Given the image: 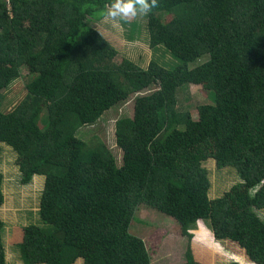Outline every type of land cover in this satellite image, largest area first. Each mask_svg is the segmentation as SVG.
Here are the masks:
<instances>
[{
  "label": "trees",
  "instance_id": "obj_1",
  "mask_svg": "<svg viewBox=\"0 0 264 264\" xmlns=\"http://www.w3.org/2000/svg\"><path fill=\"white\" fill-rule=\"evenodd\" d=\"M108 3L0 0V144L17 152L23 183L46 176L39 222L15 228L11 244L23 264H152L131 233L144 205L189 238L182 264H214L212 248L192 244L200 227L264 264V185L249 197L264 179V0H159L146 16L148 43L165 47L173 68L118 61L91 25ZM22 67L26 94L4 110V90ZM189 84L212 99L197 106V120L178 109V90ZM128 99L132 115L115 122L119 165L102 140L76 131ZM209 159L238 177L215 199ZM3 183L0 172V206ZM5 227L0 218V264Z\"/></svg>",
  "mask_w": 264,
  "mask_h": 264
},
{
  "label": "rangeland",
  "instance_id": "obj_2",
  "mask_svg": "<svg viewBox=\"0 0 264 264\" xmlns=\"http://www.w3.org/2000/svg\"><path fill=\"white\" fill-rule=\"evenodd\" d=\"M117 51V60L126 57L145 67L149 60L154 59L173 68L175 61L168 50L162 45L150 47L146 30V16L139 17L130 23H116L105 16L91 24ZM26 67L20 69V77L15 79L6 90L1 103L4 110H9L26 94L24 87ZM141 93V92H140ZM211 95L202 85H185L178 90V109L188 113L197 120V106L211 103ZM131 99L120 103L106 111L94 122L82 125L76 136L83 141L102 140L115 155L118 164L122 163V150L115 141V122L122 116H131L133 113ZM0 172L4 176V204L0 206V218L6 224L3 233L5 247L10 256L19 255L18 247L10 242L15 227H23L38 223L40 198L45 185V174H35L29 183L22 182V174L18 165V154L10 145L0 144ZM211 181L209 196L212 199L221 197L231 191L238 182L234 169L226 167L218 169L214 160L203 163ZM264 218V211L260 212ZM49 227V226H47ZM14 229V230H13ZM192 231V230H191ZM131 233L141 237L148 248L152 264H182L186 260V251L190 243L189 238L182 234L177 221L155 209L142 205L135 213V221L131 224ZM195 235H202V230L194 231ZM217 245V241H213ZM197 245L196 239L192 242ZM199 245L205 246L204 243ZM220 249V247H217ZM225 248V247H224ZM198 254V253H197ZM219 263L228 261L227 256L218 254ZM82 259H78L80 263ZM234 261V260H229Z\"/></svg>",
  "mask_w": 264,
  "mask_h": 264
},
{
  "label": "clouds",
  "instance_id": "obj_3",
  "mask_svg": "<svg viewBox=\"0 0 264 264\" xmlns=\"http://www.w3.org/2000/svg\"><path fill=\"white\" fill-rule=\"evenodd\" d=\"M156 7H159V0H110V3L104 6V15L116 23H130L131 21L147 16ZM264 185V179L249 188V197L254 199ZM199 225V222H198ZM235 254L226 250V256L229 260ZM232 264H255L247 256H241L239 259L232 261Z\"/></svg>",
  "mask_w": 264,
  "mask_h": 264
},
{
  "label": "crops",
  "instance_id": "obj_4",
  "mask_svg": "<svg viewBox=\"0 0 264 264\" xmlns=\"http://www.w3.org/2000/svg\"><path fill=\"white\" fill-rule=\"evenodd\" d=\"M4 191L5 190H4V183H3V192ZM15 228H17V227H15ZM200 230H202V235L198 236V237H200V239L197 238V245H195V246H201V247H203L202 245H199L202 242V243H204L205 247L212 248L213 249L212 256L215 259L214 260V264H230L232 262V261H229V259L227 258L228 261L224 262V259H223V262L222 263H219L220 257H219V255H216V252H218V254L221 253V254H223V255L226 256V250H228V251H230V252H232V253L235 254L231 258L232 260H237L241 256H247L246 255V252L242 248H240L237 244H235V243H233L231 241H217L214 238L213 232L210 231V235H208V234L204 235V233H203L204 232L203 227H202V229L200 227ZM11 236H12V234H11ZM204 239H207L208 241L207 240H204ZM214 240L218 242L217 245L215 243H213ZM14 246H16V245H14ZM217 247H220V249L217 248ZM79 259H82V258H79ZM6 262H7V264H23V261L21 259V255L20 254L19 255H15V256H10L8 254L7 249H6ZM82 262H83V259H82V261H80V263L76 261L74 264H81ZM207 264H209V263L207 262Z\"/></svg>",
  "mask_w": 264,
  "mask_h": 264
}]
</instances>
